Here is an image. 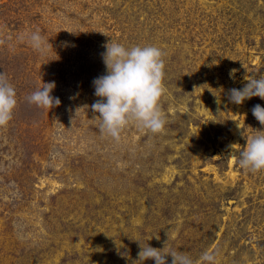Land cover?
<instances>
[{"label": "rangeland", "instance_id": "rangeland-1", "mask_svg": "<svg viewBox=\"0 0 264 264\" xmlns=\"http://www.w3.org/2000/svg\"><path fill=\"white\" fill-rule=\"evenodd\" d=\"M110 40L164 52L163 132L100 131ZM0 72L17 93L0 127V264H141L136 240L264 264V171L238 164L264 100L226 96L264 73V0H0ZM43 82L51 110L27 101Z\"/></svg>", "mask_w": 264, "mask_h": 264}, {"label": "clouds", "instance_id": "clouds-1", "mask_svg": "<svg viewBox=\"0 0 264 264\" xmlns=\"http://www.w3.org/2000/svg\"><path fill=\"white\" fill-rule=\"evenodd\" d=\"M28 40L37 52L45 54L48 50L47 42L39 30L32 32ZM104 47L106 50L101 56L105 74L92 81L94 95L99 99L90 106L91 111L100 117V131L116 140L120 139L121 132L130 124L154 134L163 132L167 123L160 107L165 91L164 52L153 45L125 47L111 40ZM245 79L247 82L242 88L228 90L227 100L236 105H241L253 97L264 100V73H251ZM55 86V82H43L27 97V101L50 110L59 106V97L52 95ZM220 102V97L216 96L217 105ZM16 106V90L6 74L0 72V127L11 121ZM251 111L259 124L264 126V106L256 104ZM237 127L242 129L239 123ZM258 130L246 139L238 159L239 166L252 173L264 171V127ZM136 241L140 247L138 261L141 264L146 260H153L155 264H168L169 256L172 258L171 264H195L190 256L182 252L170 248L165 250V247H152L148 243L143 245L139 240ZM201 264H215V255L210 252L203 253Z\"/></svg>", "mask_w": 264, "mask_h": 264}]
</instances>
